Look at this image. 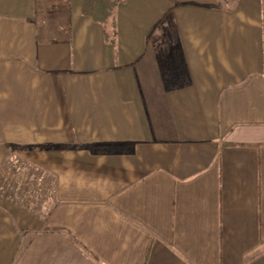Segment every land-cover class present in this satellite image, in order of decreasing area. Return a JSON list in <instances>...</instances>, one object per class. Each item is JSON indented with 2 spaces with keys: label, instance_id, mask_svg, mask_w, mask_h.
Returning a JSON list of instances; mask_svg holds the SVG:
<instances>
[{
  "label": "crops",
  "instance_id": "1",
  "mask_svg": "<svg viewBox=\"0 0 264 264\" xmlns=\"http://www.w3.org/2000/svg\"><path fill=\"white\" fill-rule=\"evenodd\" d=\"M0 264H264V0H0Z\"/></svg>",
  "mask_w": 264,
  "mask_h": 264
}]
</instances>
